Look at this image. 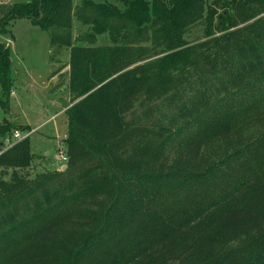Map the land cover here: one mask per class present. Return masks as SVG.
Instances as JSON below:
<instances>
[{
	"label": "trees",
	"instance_id": "obj_1",
	"mask_svg": "<svg viewBox=\"0 0 264 264\" xmlns=\"http://www.w3.org/2000/svg\"><path fill=\"white\" fill-rule=\"evenodd\" d=\"M120 3L0 2L68 49L72 101L64 169L0 154V264H264V0ZM13 66L0 39L4 112Z\"/></svg>",
	"mask_w": 264,
	"mask_h": 264
},
{
	"label": "rangeland",
	"instance_id": "obj_2",
	"mask_svg": "<svg viewBox=\"0 0 264 264\" xmlns=\"http://www.w3.org/2000/svg\"><path fill=\"white\" fill-rule=\"evenodd\" d=\"M3 1L9 0H0ZM82 1L74 0V5ZM94 1L121 4L120 0ZM7 28L12 36L0 33V39L10 45L15 80L8 112L0 108V124L7 117L16 127L0 129V154L23 139L22 136L29 135L34 158L26 171L33 175L46 169L63 168L68 130L66 109L72 103L68 90L69 51L64 44H52L51 32L33 24L29 18L13 19ZM71 33L75 43L111 44L107 34L94 33L77 18L72 22ZM81 34L86 35L83 40L77 38ZM200 34L201 25H198L190 30L187 38L191 43L200 41ZM25 124H30L31 129L23 130L21 126ZM16 130L20 132V139L14 135Z\"/></svg>",
	"mask_w": 264,
	"mask_h": 264
},
{
	"label": "built area",
	"instance_id": "obj_3",
	"mask_svg": "<svg viewBox=\"0 0 264 264\" xmlns=\"http://www.w3.org/2000/svg\"><path fill=\"white\" fill-rule=\"evenodd\" d=\"M16 137H18L20 139V132L18 130H16L15 134H14ZM26 136V135H25ZM25 136H22V137H25Z\"/></svg>",
	"mask_w": 264,
	"mask_h": 264
},
{
	"label": "water",
	"instance_id": "obj_4",
	"mask_svg": "<svg viewBox=\"0 0 264 264\" xmlns=\"http://www.w3.org/2000/svg\"><path fill=\"white\" fill-rule=\"evenodd\" d=\"M66 167V165L63 166V169Z\"/></svg>",
	"mask_w": 264,
	"mask_h": 264
},
{
	"label": "crops",
	"instance_id": "obj_5",
	"mask_svg": "<svg viewBox=\"0 0 264 264\" xmlns=\"http://www.w3.org/2000/svg\"><path fill=\"white\" fill-rule=\"evenodd\" d=\"M25 125H27V124H25ZM29 126H30V124H28ZM32 127V126H31Z\"/></svg>",
	"mask_w": 264,
	"mask_h": 264
}]
</instances>
